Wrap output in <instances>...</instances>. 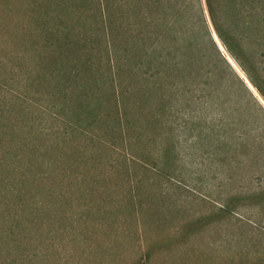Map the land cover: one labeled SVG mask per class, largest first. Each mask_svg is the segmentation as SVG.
I'll use <instances>...</instances> for the list:
<instances>
[{
    "label": "rangeland",
    "instance_id": "374dc122",
    "mask_svg": "<svg viewBox=\"0 0 264 264\" xmlns=\"http://www.w3.org/2000/svg\"><path fill=\"white\" fill-rule=\"evenodd\" d=\"M79 2L0 0V101L25 107L24 114L15 112L13 121L31 142L28 159L16 158L11 166L17 169L15 178L20 173L43 177L31 191L33 208L21 232L29 234L31 218L42 209L44 216L55 209L65 214L45 226L50 230L45 241L11 245L13 255L0 264H264V211L240 209L225 219L219 180L198 181V168L189 165L176 176L153 165L154 146L145 131L141 134L140 39L120 30L113 44L100 30L94 12H99L98 0H89L81 13L88 32L84 45L57 54L51 45L61 36H48L46 42L34 20L42 14L38 9L53 7L54 17L46 18L51 25L64 20L69 28L73 25V33L65 35L71 42L81 22L72 16L76 9L71 5ZM122 4L125 13L137 12ZM62 59L70 65L64 66ZM73 84L87 91L82 101L102 105L106 118L97 127L75 131L67 125L71 119L62 110L76 103L77 93L68 89ZM119 88L122 96L114 93ZM114 101L126 105L120 117ZM11 186H1V194L6 196ZM44 202L54 207L42 206ZM209 215L212 224L182 238L185 225Z\"/></svg>",
    "mask_w": 264,
    "mask_h": 264
},
{
    "label": "trees",
    "instance_id": "16d2710c",
    "mask_svg": "<svg viewBox=\"0 0 264 264\" xmlns=\"http://www.w3.org/2000/svg\"><path fill=\"white\" fill-rule=\"evenodd\" d=\"M79 1L77 6L71 5L76 9L72 15L75 21L81 20L71 42L65 37L73 33V25L69 28L70 23L65 20L51 25L46 20L54 17L51 5L38 9L42 14L34 18L46 38L61 36L51 45L57 54L88 40L81 13L89 0ZM125 2L137 12L125 13ZM98 11L94 12L99 15L100 30L113 44L120 30L141 41V134L145 131L147 142L154 146L153 165L160 172L168 169L175 176L189 165L198 168L194 172L198 181L219 180L224 187L221 217L225 219L237 215L240 209L264 211V104L245 81L264 100V0H98ZM124 16L128 17L126 22ZM70 63L65 59L63 64ZM73 66L76 68V64ZM63 74L68 79L69 71ZM71 77L78 83L77 75ZM68 89L79 97L75 104H66L62 110L71 119L67 125L72 130L94 128L105 120L99 102L91 105L80 99L88 95L86 90L75 84ZM114 93L124 94L122 88ZM113 109L120 117L122 109L126 112V105L114 101ZM16 111L26 112L22 105L0 101V187L5 190L12 185L6 196L0 190V259L5 262L14 253L11 245L45 241L50 235L45 226L65 215L55 209L44 216L46 208L42 209L31 218L29 234L21 232L27 213L31 214L33 208L31 191L36 179L43 177L41 174L30 179L20 173L15 178L17 169L11 164L16 158L19 162L27 160L31 144L27 135H20L15 129ZM41 204L54 207L53 202ZM213 219L209 215L185 225L182 238L196 234ZM8 224L16 231L8 229ZM11 264L17 263L12 260Z\"/></svg>",
    "mask_w": 264,
    "mask_h": 264
},
{
    "label": "water",
    "instance_id": "95a60500",
    "mask_svg": "<svg viewBox=\"0 0 264 264\" xmlns=\"http://www.w3.org/2000/svg\"><path fill=\"white\" fill-rule=\"evenodd\" d=\"M214 38H215L217 44L219 45L220 49H221L222 51H224V50H223V47L221 46L220 42L218 41L216 35H214ZM227 58H228L229 62L231 63V65H232L233 67H235L233 61H232L229 57H227ZM241 76L245 79V77H244L243 74H242ZM245 81H246V83L248 84L249 88L253 91V93L259 98V100L261 101V103L264 104V100H262V99L260 98V96L258 95V93H257V92L254 90V88L250 85V83H249L246 79H245Z\"/></svg>",
    "mask_w": 264,
    "mask_h": 264
}]
</instances>
